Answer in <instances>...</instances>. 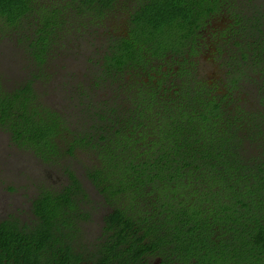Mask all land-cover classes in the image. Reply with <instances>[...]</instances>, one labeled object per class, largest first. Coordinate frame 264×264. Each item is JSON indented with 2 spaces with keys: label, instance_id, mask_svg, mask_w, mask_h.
<instances>
[{
  "label": "trees",
  "instance_id": "obj_1",
  "mask_svg": "<svg viewBox=\"0 0 264 264\" xmlns=\"http://www.w3.org/2000/svg\"><path fill=\"white\" fill-rule=\"evenodd\" d=\"M100 30L51 105V62ZM0 33L30 67L0 72V129L66 177L0 219V264H264V0H0Z\"/></svg>",
  "mask_w": 264,
  "mask_h": 264
},
{
  "label": "rangeland",
  "instance_id": "obj_2",
  "mask_svg": "<svg viewBox=\"0 0 264 264\" xmlns=\"http://www.w3.org/2000/svg\"><path fill=\"white\" fill-rule=\"evenodd\" d=\"M107 24L110 29L113 31L115 29L118 33L124 30L123 24L119 21H109ZM104 34H106L105 31L100 30L75 38V41L70 43L71 54L64 58L66 61L54 59L51 62L53 76L46 87L48 94L45 95V99L51 105L59 108L64 106L65 97L62 88L65 86L62 85V78L67 77L66 80L73 83L78 77L87 73V67L90 66V62L94 63L93 57L98 54V46L102 45L106 36ZM12 37L9 34L0 33V72L9 87L20 82L30 70L29 66L24 65ZM214 67L213 64L206 63L201 66V71L213 77L216 74ZM253 102L251 98L247 103L251 105ZM80 176L90 193L96 195L88 180L83 175ZM65 182L66 177L60 169H53L31 152L18 148L12 143L9 133L0 129V219L12 214L23 221L30 222L31 200L38 189L43 185L58 188ZM105 211L106 208L98 207L92 219L84 224V237L87 243L99 237Z\"/></svg>",
  "mask_w": 264,
  "mask_h": 264
}]
</instances>
